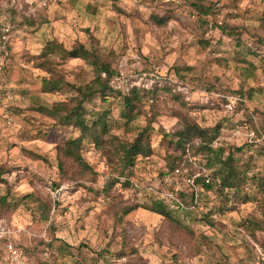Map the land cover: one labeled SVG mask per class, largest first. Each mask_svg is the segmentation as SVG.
Returning <instances> with one entry per match:
<instances>
[{
    "label": "rangeland",
    "instance_id": "obj_1",
    "mask_svg": "<svg viewBox=\"0 0 264 264\" xmlns=\"http://www.w3.org/2000/svg\"><path fill=\"white\" fill-rule=\"evenodd\" d=\"M185 1L0 0V178L11 186L14 206L0 219V264H264V194L255 187L264 178V67L248 48L264 42V0H204L212 4L205 17ZM154 15L169 20L157 25ZM50 41L98 53L122 74L113 85L123 90L157 89L151 101L142 99L128 130L116 123L109 131L129 141L149 123L152 155L136 158L128 187L119 177L101 192L115 177L102 151L87 147L89 169L78 168L55 150L78 131L32 111L73 96L51 91L58 81L79 86L94 75L78 59L50 58L45 71L37 56ZM182 67L187 71H176ZM86 108L109 110L117 121L120 103L93 96ZM177 113L201 128L218 126L212 148L231 154L250 177L245 203L202 192L197 218L218 207L221 214L212 227L183 221L191 234L141 208L121 215L145 204V188L158 185ZM5 190L0 184V194ZM29 193L50 207L46 220L37 202L18 204ZM244 219L260 229L244 230Z\"/></svg>",
    "mask_w": 264,
    "mask_h": 264
},
{
    "label": "trees",
    "instance_id": "obj_2",
    "mask_svg": "<svg viewBox=\"0 0 264 264\" xmlns=\"http://www.w3.org/2000/svg\"><path fill=\"white\" fill-rule=\"evenodd\" d=\"M185 2L191 8L198 11L202 17L210 14V10L212 9V4L206 3L204 0ZM165 17L154 15L151 19L157 25H164L169 20L168 16ZM262 19L264 26V18ZM198 20L203 23L200 18ZM205 44L206 42L203 43V45ZM259 46L264 47V42H255L249 46V53L258 58L255 50ZM37 57L41 58L40 65L45 71L52 64L50 58L56 59L57 62L78 59L90 67L94 73L92 80L79 86L61 82V80L58 81L61 85L54 86L50 90L58 91L60 88H65L68 91H72L73 96L64 101L53 102L50 106H38L32 110L50 119L53 121V124L59 127H71L78 131V135L75 138L66 141L63 145L55 146L56 153L64 159H69L78 168L87 170L89 169L88 164L82 155L85 152L84 150L87 147H91L92 150H100L106 156L107 163L115 175L114 178L111 177L107 180L101 192L107 193L113 185L120 183L118 182L119 177L124 179L121 184L124 187H128V180L136 158H147L152 155L149 140V133L151 131L149 123L129 141H120L117 137L110 136L109 131L116 123L124 127V130H128L129 124L135 119L136 110L141 105L142 99H149L151 101L157 89L141 90L131 88L125 93L112 89L108 85V81L117 74L116 70L109 61L102 58L98 53L87 50L82 44H77L71 49L66 50L54 41L46 42ZM259 61L264 67V61L261 59ZM176 71L186 72L187 68H176ZM102 74L104 77H101ZM93 96H96L104 103L107 98L117 99L120 103L118 120H112L109 110H87L86 104L88 99ZM173 97L175 100H178L177 95H173ZM180 105L183 108L186 107L182 102ZM176 117L178 123L167 136L169 137L168 144L171 146L172 155L165 156L166 163L163 171L160 172L158 185L154 189L145 188L143 192L146 200L145 204L129 205L122 210L121 215L123 217L141 208L162 217L169 229H177L181 233L191 234V231L184 225L183 221H202L206 227H212L216 222L215 216L216 214H221V209L218 207L215 211L201 213L200 217L197 218L198 201L194 203L191 188L183 183L184 176L181 174L179 176L173 175L175 168H187L188 174H192L200 167L204 168L206 175L210 179L209 183L203 184L202 177L194 180V183L200 189V194L202 192H215L221 196L224 202L229 201L228 197H232L237 202L241 200L240 203L247 202L248 198L242 191L246 187L247 179L250 177L247 176V169L239 167L231 154L227 153L223 156L222 148H212V143L219 132L218 126L201 128L184 113H177ZM105 143L109 145L108 150H104ZM188 159L192 160L198 168L193 167L188 162ZM4 173L6 172L0 169V176ZM176 180H179L181 184L178 188V181ZM260 180L261 183H255V187L259 189L261 194H264V178ZM0 184H3L6 189L3 194H0V219H3L5 214L13 212L14 206L10 193L11 186L1 178ZM165 193L173 195L171 203L161 198L160 195ZM35 202H37L35 209L40 211V218L46 220L50 207L45 202L38 201L31 193L21 195L18 198V204L20 205ZM168 206L173 208L171 214L167 211ZM240 227L244 230L249 228H253L254 230L260 229L258 222L247 219L241 221Z\"/></svg>",
    "mask_w": 264,
    "mask_h": 264
},
{
    "label": "built area",
    "instance_id": "obj_3",
    "mask_svg": "<svg viewBox=\"0 0 264 264\" xmlns=\"http://www.w3.org/2000/svg\"><path fill=\"white\" fill-rule=\"evenodd\" d=\"M255 52H256L258 58L261 59L262 61H264V47L259 46L255 50ZM0 75H1V62H0ZM121 75L122 74L118 71L117 74L113 76V78H112L113 80L111 81L110 86L112 89L119 90V91H122L125 93L128 90L127 89L123 90L121 88V86H119L120 84L118 86L113 85L114 82H118L121 79ZM101 77H104V75L102 74ZM0 100H1V98H0ZM8 121H10V120L8 119ZM188 162L191 163L193 167L198 168V166L192 160L188 159ZM180 174L184 176V178H183L184 185L191 188L192 193H193V200H194V203H196L200 199L201 194H200V189H199L198 185L194 183V180L196 178L202 177L203 178V184H205V185L208 184L210 179L206 175L205 169L200 167L199 169H196V171H194L192 174H188L187 168H175L173 170L174 176H179ZM216 183L218 184L217 181H216ZM160 196L163 200H165L166 202H169V203H171L173 200L172 194L165 193V194H161ZM6 248L11 255L15 254V251L11 245H7Z\"/></svg>",
    "mask_w": 264,
    "mask_h": 264
}]
</instances>
